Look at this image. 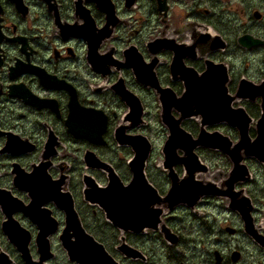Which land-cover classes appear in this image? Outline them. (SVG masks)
<instances>
[{
    "label": "flooded vegetation",
    "instance_id": "obj_1",
    "mask_svg": "<svg viewBox=\"0 0 264 264\" xmlns=\"http://www.w3.org/2000/svg\"><path fill=\"white\" fill-rule=\"evenodd\" d=\"M238 2L233 20L220 0H0V256L264 264V0ZM239 129L253 154L230 184L195 141Z\"/></svg>",
    "mask_w": 264,
    "mask_h": 264
},
{
    "label": "water",
    "instance_id": "obj_2",
    "mask_svg": "<svg viewBox=\"0 0 264 264\" xmlns=\"http://www.w3.org/2000/svg\"><path fill=\"white\" fill-rule=\"evenodd\" d=\"M198 103H203V102H198ZM197 113H201L202 117L204 119H207L210 116H212V113L205 110L204 106H198L197 107ZM220 115H223V117H220V119H223V120L226 119L229 121V123H232L231 120L233 121V119H237V118L240 119V116L233 114L230 111L229 112H223ZM164 119L167 122L166 116L164 117ZM181 133H182V131H180L176 126L170 125V134H169L168 140H167L166 151L176 147L175 143L179 142L181 140ZM239 133L241 135V138H239L237 143H235L234 145L232 144L231 140L227 136L220 137V139H218L217 142H214L211 139V137H208V136L204 137L202 132L200 133L198 140L195 141L196 144H201L205 147H209V148H213V149H220L221 151H223L226 155H228L230 157L232 164H233V167L229 173V179L227 180L230 184L232 183L233 177L240 173V166L241 165H240V155L238 153L240 151V149L243 148L246 151L247 155L253 154V144L252 143L247 144L245 141V139L247 138L246 131L239 129ZM215 134L219 135L218 133H215ZM219 136H222V135H219ZM196 144L193 146H186L184 148L185 157L187 159L192 158V157H196L193 154V149L196 146ZM182 147H184V145H182ZM167 156H168V154H167ZM138 172H139L138 170L135 171V169H134V173H136L135 174L136 177L139 176ZM110 174H112V172H110ZM140 177H141V174H140ZM108 189H110V187H108ZM173 192H174V190L171 189L170 193L166 197L167 201H169L170 199H174L175 197H178V195L173 194ZM211 193L213 195L222 194V195L230 196V193H228V192H219V191H216L215 189ZM179 197H180L179 199H183L182 196H179ZM249 226H250L249 222L246 221V228L248 230H249ZM259 241L262 245H264V240H259ZM63 245L67 249L68 255L71 257L73 256V258H75V259H78V256H81L80 253L87 252L88 248L90 247L84 241H82L80 243L67 242V243H63ZM98 246H100V245H98ZM37 247H38V251L40 253V260L41 261L45 260L48 257L47 252L49 250V246H48L46 239L45 238L44 239H38L37 240ZM0 264H13V263L9 260V258L7 256L1 255L0 256Z\"/></svg>",
    "mask_w": 264,
    "mask_h": 264
},
{
    "label": "rangeland",
    "instance_id": "obj_3",
    "mask_svg": "<svg viewBox=\"0 0 264 264\" xmlns=\"http://www.w3.org/2000/svg\"><path fill=\"white\" fill-rule=\"evenodd\" d=\"M220 0V4L216 6L217 10L219 11L220 8L224 10V14L228 15L227 17L233 20H237L240 17V2L238 0ZM210 7V6H207ZM154 120V117H151ZM154 123V122H153ZM156 124V122H155ZM213 162V161H212Z\"/></svg>",
    "mask_w": 264,
    "mask_h": 264
}]
</instances>
